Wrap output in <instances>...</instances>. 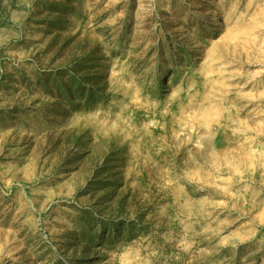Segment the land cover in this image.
I'll return each mask as SVG.
<instances>
[{
	"label": "rangeland",
	"instance_id": "obj_1",
	"mask_svg": "<svg viewBox=\"0 0 264 264\" xmlns=\"http://www.w3.org/2000/svg\"><path fill=\"white\" fill-rule=\"evenodd\" d=\"M0 264H264V0H0Z\"/></svg>",
	"mask_w": 264,
	"mask_h": 264
},
{
	"label": "bare ground",
	"instance_id": "obj_2",
	"mask_svg": "<svg viewBox=\"0 0 264 264\" xmlns=\"http://www.w3.org/2000/svg\"><path fill=\"white\" fill-rule=\"evenodd\" d=\"M103 70V68H101V71Z\"/></svg>",
	"mask_w": 264,
	"mask_h": 264
}]
</instances>
